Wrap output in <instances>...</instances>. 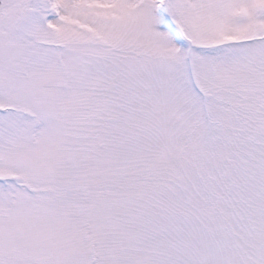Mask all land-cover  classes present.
Listing matches in <instances>:
<instances>
[{
  "label": "snow or ice",
  "instance_id": "1",
  "mask_svg": "<svg viewBox=\"0 0 264 264\" xmlns=\"http://www.w3.org/2000/svg\"><path fill=\"white\" fill-rule=\"evenodd\" d=\"M0 264H264V0H0Z\"/></svg>",
  "mask_w": 264,
  "mask_h": 264
}]
</instances>
